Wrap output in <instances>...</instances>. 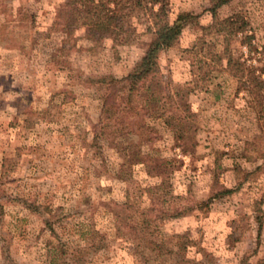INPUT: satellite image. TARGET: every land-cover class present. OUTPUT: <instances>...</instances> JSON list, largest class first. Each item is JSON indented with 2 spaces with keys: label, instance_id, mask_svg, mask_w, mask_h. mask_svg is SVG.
Returning a JSON list of instances; mask_svg holds the SVG:
<instances>
[{
  "label": "rangeland",
  "instance_id": "374dc122",
  "mask_svg": "<svg viewBox=\"0 0 264 264\" xmlns=\"http://www.w3.org/2000/svg\"><path fill=\"white\" fill-rule=\"evenodd\" d=\"M163 1L169 22L195 17L141 86L189 107L194 146L184 156L151 121L157 150L144 153L181 164L120 173L99 96L82 79L128 73L150 40L143 17L122 22L136 37L115 54L101 27L64 36L56 12L70 0H0V264H264V85L245 76L264 81V0ZM58 48L62 65L46 60ZM229 54L241 70L229 71ZM50 242L68 253L51 260Z\"/></svg>",
  "mask_w": 264,
  "mask_h": 264
},
{
  "label": "trees",
  "instance_id": "16d2710c",
  "mask_svg": "<svg viewBox=\"0 0 264 264\" xmlns=\"http://www.w3.org/2000/svg\"><path fill=\"white\" fill-rule=\"evenodd\" d=\"M223 3L224 0H220L218 5ZM137 16H142L146 22L145 30L150 34V40L135 65L120 78L101 74L83 78L82 81L99 96L101 105L98 122L100 125L105 122L110 124L107 139L111 147L123 158L120 173L124 172L125 164L148 165L150 162H155L154 165L159 166L160 172L165 173L171 166L178 167L181 161L174 156L157 157L158 160H155L156 158H149V153H144L142 146L157 150L154 144L156 129L152 122L161 121L172 134L173 147H178L186 156L194 146L190 135L193 113L185 103H177L174 98L165 94L148 93L142 89L141 84L146 76L154 72L159 53L171 45L186 23L192 21L195 16L180 13L169 22L163 0H70L68 5L60 7L56 12V17L60 19L61 32L65 37L79 26L101 27L112 36V49L115 54L118 47L129 45L136 37V28L132 25L124 28L122 22ZM60 50L62 49L58 48L57 52H48L46 60L62 65L60 53L58 55ZM226 60L227 68L233 71L232 73L242 69V63L230 54ZM245 76L249 87L253 86L257 91L263 88L264 81L256 76L252 69H248ZM54 96L55 93L50 95L49 103L54 101ZM98 136L96 134L95 137ZM124 205L127 204L122 203L121 207ZM55 216L56 214H51L44 220L45 226L53 235L56 234L54 223L59 221ZM115 217L120 220V214H115ZM141 245L157 255L168 253L161 244L147 238H141ZM64 247H57L50 242L46 247L47 254L51 260L56 259L68 253Z\"/></svg>",
  "mask_w": 264,
  "mask_h": 264
}]
</instances>
